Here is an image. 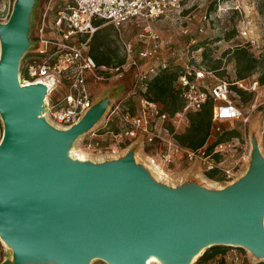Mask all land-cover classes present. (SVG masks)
Segmentation results:
<instances>
[{
  "label": "water",
  "instance_id": "95a60500",
  "mask_svg": "<svg viewBox=\"0 0 264 264\" xmlns=\"http://www.w3.org/2000/svg\"><path fill=\"white\" fill-rule=\"evenodd\" d=\"M28 0L0 22V239L14 262L144 264L154 252L172 264L212 244H235L264 259V158L253 143L246 174L221 190L193 179H159L131 145L116 157L78 162L65 154L104 115L115 90L68 128L44 116L45 85H21ZM112 93V94H111ZM111 94V95H110ZM109 96V97H107Z\"/></svg>",
  "mask_w": 264,
  "mask_h": 264
},
{
  "label": "built area",
  "instance_id": "2783aa9c",
  "mask_svg": "<svg viewBox=\"0 0 264 264\" xmlns=\"http://www.w3.org/2000/svg\"><path fill=\"white\" fill-rule=\"evenodd\" d=\"M230 7L238 9L239 5ZM48 9L46 6L31 54L23 63L27 77L19 70L21 85L35 82L45 85L44 116L48 122L57 128H68L83 116L93 102L88 76L103 81L132 68L133 76L126 95L111 101L103 121L79 138L81 147L103 159L110 155L116 157L136 144L141 147V151H135L137 159L159 179L171 183L184 179L174 177V165L181 163H196L201 173L215 171L220 176L214 180L216 182L235 178L249 158L250 147L244 136L221 137L231 129L228 123L238 120L246 124L248 121V115L236 103L237 91L231 87L236 83L243 89L258 91L264 84L255 76L247 83L245 78L231 82L216 76L203 63L201 48L179 50L170 45L165 52V43L154 21L173 18L174 23L181 24L194 20L193 11L185 13L182 0H67L51 18L47 17ZM95 19L109 22L116 28L132 19L140 26L137 39L142 45L137 47L126 40L121 62L98 64L88 52L89 42L98 29ZM211 19L212 12L202 10L197 30L204 31ZM237 30L248 46L261 53L258 39L247 26L240 25ZM193 41L189 36V45ZM165 69L176 70L173 85L181 100V106L172 112L147 95L149 81ZM208 103L211 126L204 143L194 147L178 141L177 134L189 123V113ZM2 134L0 117V137ZM260 149L264 152V144ZM102 154L106 156H100ZM241 247L229 244L225 255L231 264L245 262ZM211 264L223 263L213 261Z\"/></svg>",
  "mask_w": 264,
  "mask_h": 264
},
{
  "label": "rangeland",
  "instance_id": "374dc122",
  "mask_svg": "<svg viewBox=\"0 0 264 264\" xmlns=\"http://www.w3.org/2000/svg\"><path fill=\"white\" fill-rule=\"evenodd\" d=\"M17 1L18 0H0V22L5 23L8 21ZM66 2L67 0H28V38L32 41H36L38 27L41 23L42 14L44 13L46 6H49L47 17L51 18L57 9L61 8ZM182 2L186 8L185 13L193 11L195 14L194 20L190 22H182L181 24L174 23L173 18L172 20L170 18H159L154 21V26L165 43L163 48L165 52H167V48L170 45L175 46L179 50H190L193 49L195 46L194 44H196V46L199 45L203 54V63L208 68L212 69L216 76L225 78L232 82V80L236 78L238 72V64L236 63L233 49L237 45H245L249 48V51L255 58L254 67L246 78L248 80L252 76H255L260 79L262 74H264V0H182ZM232 4L239 5V8L231 9L230 6ZM205 9L212 12V19L210 22L206 23L205 30L199 32L197 30L199 23L198 15ZM101 21V19L94 20L95 23H100ZM240 25L247 26V28L250 29V33L258 39V48H260L261 53H257V49L248 46L245 42V38L239 35L237 29ZM99 31L101 32V38L105 42L101 47V51L98 50V36H95L93 39L91 38L90 46H92V53L95 55L97 61L103 62L107 65L122 61L124 41H131L132 44L137 47L142 45V43L137 39V33L140 31V26L133 23L132 19L125 21L119 28L114 27L109 22H104L103 25L99 27ZM97 33L99 32L97 31ZM189 36H192L194 39L190 45L188 43ZM32 46L33 44L25 46L19 64L25 63L29 58ZM102 51H104L107 55ZM19 70H21V67ZM131 70L132 68L128 71ZM126 71L122 73L123 75L120 74L118 77L116 76L103 81L93 80L90 77L91 81H89V88L93 94L92 98L104 99L106 97L104 93H110V91H108L110 89H114L116 91L112 100L122 95H126L130 82V77L125 74ZM237 86L238 85L236 83H233L231 88L236 89ZM105 88H108V90L105 91ZM237 94L238 96L235 95L236 103L241 110L248 115V121L246 124H243L238 120L228 123L231 128H235L237 130V133H234L232 136L246 137L250 150L251 147H253L252 144L256 143L259 148L260 155L264 158V152L260 149L264 144V85H260L258 91L245 89L243 90V94L241 93L239 95L238 92ZM134 102L135 101H133V103ZM204 107H210V104L208 103ZM102 121L103 115L94 126ZM109 125L112 127L113 123L111 122ZM83 135L84 133L74 141L72 149H76L80 146L81 149L79 150L83 151L86 159L94 161L100 160L101 158H99L98 154H93L81 147L79 138ZM125 151L126 149L121 151L119 154H122ZM95 155H98V157ZM100 156H106V154H102ZM111 156L113 155L108 157ZM248 165L249 158L242 165L235 178L229 182H216L214 180L217 178H210L207 176V172L202 171V173L206 175L204 176L196 163H181L179 165H174V177L193 179L206 188L221 190L227 185L239 181L240 178L246 174ZM205 248L200 252V254L205 250ZM240 250L244 256H246L243 264H264V259L256 255L252 250L245 247H241ZM195 260L189 262L188 264H206L204 261L195 262ZM256 260L259 261L256 263L254 262ZM151 263L172 264L167 262L158 263L155 261ZM0 264H16L12 257V249L3 239H0ZM17 264H56V261L53 259L27 260ZM88 264L108 263L100 257H92L88 261Z\"/></svg>",
  "mask_w": 264,
  "mask_h": 264
},
{
  "label": "trees",
  "instance_id": "16d2710c",
  "mask_svg": "<svg viewBox=\"0 0 264 264\" xmlns=\"http://www.w3.org/2000/svg\"><path fill=\"white\" fill-rule=\"evenodd\" d=\"M193 47V50L199 48V45ZM236 63L238 64L237 76L233 81L238 79H243L248 77L254 67L255 58L252 56L249 48L245 45H237L233 49ZM21 74L27 77L25 67L20 64ZM19 67V68H20ZM210 69V68H209ZM176 77L175 69H165L160 71L156 76H154L148 84V97L159 100L163 103V108L172 112L181 106V100L174 88L173 82ZM230 81V80H229ZM261 84H264V74L259 79ZM236 90L239 95L243 94V88L238 87ZM211 126V107H203L202 109L189 113V123L183 132L177 134V139L181 143L190 146H199L206 140L210 132ZM237 133L235 128H231L225 131L223 137L232 136ZM207 176L210 178H219L220 176L216 174L215 171H208ZM229 244H212L205 248V250L198 256L195 260L204 261L206 264H211L213 261L220 262L223 260L226 250Z\"/></svg>",
  "mask_w": 264,
  "mask_h": 264
},
{
  "label": "bare ground",
  "instance_id": "6f19581e",
  "mask_svg": "<svg viewBox=\"0 0 264 264\" xmlns=\"http://www.w3.org/2000/svg\"><path fill=\"white\" fill-rule=\"evenodd\" d=\"M68 153L71 156V158L76 159V161H78V162H83V160L85 159V155H84L83 151H80L78 148H76V149L68 148V149H66L65 154H68ZM78 153H80L81 155ZM201 251H202V249L191 252L188 255L189 262L195 260ZM154 261L158 262V263L168 262L167 260L160 257L159 255H157L154 252H146L144 255V264H152L151 262H154Z\"/></svg>",
  "mask_w": 264,
  "mask_h": 264
},
{
  "label": "crops",
  "instance_id": "0c3cea01",
  "mask_svg": "<svg viewBox=\"0 0 264 264\" xmlns=\"http://www.w3.org/2000/svg\"><path fill=\"white\" fill-rule=\"evenodd\" d=\"M103 21H101L100 23H96L97 25H98V29L96 30V32L94 33V35L92 36V39L95 37V36H98V42H97V45H98V50H100L101 51V47H102V45H103V43H105L104 41H103V39L101 38V32L99 31V27H101L102 25H103ZM122 24H124V22L122 23ZM97 31L99 32V33H97ZM158 31V30H157ZM91 44H90V42H89V46H88V52L94 57V59L96 60V62L98 63V64H105V63H103V62H98L97 61V59L95 58V55H93V53H92V46H90ZM102 52H104V51H102ZM105 53V52H104ZM106 54V53H105ZM107 55V54H106ZM109 57V56H108ZM112 64V63H111ZM125 74H126V76H128V77H130V81H131V78H132V76H133V69L131 70V71H126L125 72ZM121 75H123V74H121ZM116 77V76H115ZM118 77V76H117ZM88 78V82L89 81H91L90 80V76H88L87 77ZM113 78V77H112ZM249 80V79H248ZM247 78H245V82L247 83ZM129 85H130V82H129ZM110 88V87H109ZM106 89V88H105ZM108 90V88L105 90V91H107ZM104 91V92H105ZM92 94V93H91ZM92 97H93V94H92ZM95 100H97V98L95 99H93V101H95ZM161 105H162V107H163V103L161 102V101H159V100H157ZM179 108V107H178ZM187 127V126H186ZM185 127V128H186ZM184 128V129H185ZM183 129V130H184ZM182 130V131H183ZM181 131V132H182ZM136 145V144H135ZM136 149L138 150V151H141V147L140 146H137L136 145ZM176 165V164H175ZM246 257V256H245ZM221 263H223V264H231V262H230V260H229V258L226 256V255H224V258H223V260H221Z\"/></svg>",
  "mask_w": 264,
  "mask_h": 264
}]
</instances>
